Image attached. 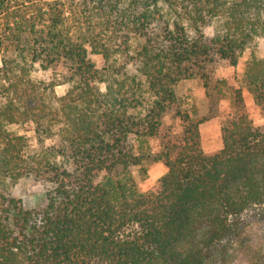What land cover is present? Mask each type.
Instances as JSON below:
<instances>
[{
	"label": "trees",
	"instance_id": "trees-1",
	"mask_svg": "<svg viewBox=\"0 0 264 264\" xmlns=\"http://www.w3.org/2000/svg\"><path fill=\"white\" fill-rule=\"evenodd\" d=\"M82 1L93 15L75 38L57 3L36 6L29 18L8 16L2 26L0 264H205L233 219L264 204V132L243 112L222 126V148L207 153L205 118L178 110L182 133L166 136L156 154L148 141L162 135L181 81L201 76L207 88L204 62L212 52L237 65L264 36V0H136L130 11ZM219 18L208 40L203 27ZM88 46L103 56L102 68ZM59 65L67 70L63 82L31 77ZM244 81L264 111V59L254 49ZM66 82L59 96L55 87ZM20 123L33 124L40 142L58 135L61 145L34 152L6 127ZM131 134L137 151L128 149ZM157 162L167 171L140 191L129 167L146 171ZM24 176L52 184L45 207L26 208L11 196L9 185Z\"/></svg>",
	"mask_w": 264,
	"mask_h": 264
},
{
	"label": "rangeland",
	"instance_id": "rangeland-1",
	"mask_svg": "<svg viewBox=\"0 0 264 264\" xmlns=\"http://www.w3.org/2000/svg\"><path fill=\"white\" fill-rule=\"evenodd\" d=\"M6 1V6L0 7V35L8 16L18 18L23 15L29 18L36 6H42L46 10L49 4L57 3L65 18L66 33L74 38L88 26L86 19H90L93 15L90 13L93 7L91 3L86 9L82 0ZM134 1L136 0H109V4L119 7L120 10L130 11ZM159 7L165 12L168 10L162 2ZM220 24L221 19L219 18L203 27L208 40L214 35L215 26ZM88 49L89 57L97 67L102 68L106 64L103 56L92 53L90 46ZM252 49L264 59V36L255 39L252 46L247 48L239 58L237 65H232L228 60L212 52L204 62V71L210 81L207 88L201 76L181 81L176 87V103L170 106L162 118L163 133L149 139L148 150L156 154L161 150L162 140L166 136L173 138L182 133L183 123L177 115L178 110L191 113L195 110L198 117L205 118L200 129L202 147L207 153L222 148V126L243 112L249 114L256 129L264 132V111L255 103L244 81V72ZM117 60L120 64L128 62L126 55L122 54L117 55ZM1 63L2 54H0V65ZM127 69L130 74L142 78L133 62L127 63ZM66 73V68L59 65L49 70L36 69L31 73V77L36 81L50 82L55 79V81L63 82ZM68 89L67 82L55 87L59 96L64 95ZM237 92H241L242 101L237 98ZM6 102L7 97L0 95V112ZM6 127L19 135H24L32 150L37 153L50 154L61 145L58 135L40 142L31 123L7 124ZM127 145L128 149L137 151L139 143L134 134L129 136ZM145 168L146 171L138 165L129 167L140 191L149 190L167 171L162 162L145 164ZM51 188L52 184L44 179L24 176L9 185V193L21 199L26 208H43L48 203L47 192ZM233 222L231 233L213 247L205 264H264V204L250 206L243 214L234 218Z\"/></svg>",
	"mask_w": 264,
	"mask_h": 264
}]
</instances>
